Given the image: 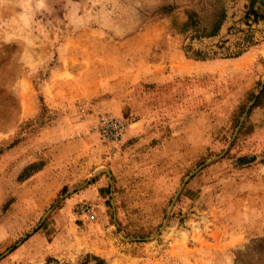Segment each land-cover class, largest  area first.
<instances>
[{"label": "rangeland", "instance_id": "374dc122", "mask_svg": "<svg viewBox=\"0 0 264 264\" xmlns=\"http://www.w3.org/2000/svg\"><path fill=\"white\" fill-rule=\"evenodd\" d=\"M255 1L0 0V264H34L31 246L51 251L38 264H264V225L254 213L242 216L244 198L264 197V170L244 171L264 155V142L253 137H264V0L253 8ZM154 25L150 38H163L160 49L173 46L176 62L190 63L172 81L175 95H141L151 106L175 103L173 117L141 105L115 112L105 105L108 94L88 99L80 92L77 83L91 79L69 76L78 67L69 57L93 48L62 47L65 39L85 32L95 43L103 82L118 67L138 64L135 47L132 57L120 56L124 42ZM85 103L129 121L121 142L100 139L94 121L80 115ZM53 126L69 141L95 138L94 155L70 169L61 188L32 179L46 164L42 138ZM173 136L180 140H168ZM100 167L114 171L118 197L70 204L73 194L91 190ZM244 174L257 189L243 191ZM81 203L94 206L95 220L76 215ZM38 233L45 235L34 238ZM98 244L108 251L102 258L93 250Z\"/></svg>", "mask_w": 264, "mask_h": 264}, {"label": "crops", "instance_id": "0c3cea01", "mask_svg": "<svg viewBox=\"0 0 264 264\" xmlns=\"http://www.w3.org/2000/svg\"><path fill=\"white\" fill-rule=\"evenodd\" d=\"M156 26L159 27L160 25H154V26L147 27L141 34L135 37L128 38L124 42V47H122V49H125V52L120 56L124 58L132 57L134 55L132 54L134 51L133 47H135L136 48L135 51H137L138 53L137 55L135 54L134 57H135V62L138 64H135V65L133 64L132 66L123 65V66L118 67L117 70L114 71L112 75L110 74L112 78L107 77L109 78L108 81H103V82L97 81L98 80L97 78L101 77L100 76L101 71H99L98 68L96 67L95 60L99 58L98 62H101V59H100L101 57H97L95 43H92V41L86 40L84 38L86 35L84 34L85 32L78 34L76 38L71 37V38L65 39L64 43L62 44V47L63 46L65 47V45L75 46L77 48V51L78 49H83V51H85L87 46L89 50H91V47L93 48L91 54L90 53L85 54L84 52L81 58H79L77 55L75 58H72V56H70L71 58L69 57V61H68V57H67L68 62L76 61L77 66H78L76 67V70L74 71L67 70V72H69V76H72V77L74 76L78 80L82 78L91 79L90 81L83 82L82 84L77 83V87L80 89V92H84L86 95L88 94V97H86L88 99L90 98V95H92L93 97L94 96L102 97V95L108 94V96L106 97L107 99L104 100L106 101L105 105L107 104L106 106L109 107L111 110H114L115 112H119L122 109V107L126 105H129L132 109H135V110L136 108H139L141 105L142 110L145 109V106L148 107V109L153 108V110L162 109L163 111L168 112V115L170 117H173L171 116L172 115L171 110L176 109L175 103L170 105V104H167L168 102L162 104L159 101L156 103V105L151 106L150 102H147L141 96L142 94H151V93L152 94L170 93V91H172L171 93L172 95H175L176 88L174 85H171V84H174L172 81L173 80L175 81L176 78L179 75H181V73L184 74V73L189 72V71H184V70L186 68H189L190 63H186L182 65L179 62H176L174 58L175 52H174L173 46L167 47V50H162L160 48L164 46L162 43L163 38L162 37L150 38V36L153 34V28ZM94 32L95 31H92L93 34ZM115 47L117 46L115 45L114 48ZM131 47L132 49H130ZM160 50H161V54H159ZM112 58L104 57V59L102 60L104 62H109L113 60ZM64 59L62 60L63 64L59 66L62 74L66 72V70L64 69L67 63H65ZM114 74L116 76H114ZM111 79H115V81L111 82L110 81ZM58 82L60 84L59 87L63 89L62 87L63 86L65 87V82L63 80L58 81ZM104 82L105 84H103ZM144 82H146V84H149V86L150 85L152 86L155 84L158 87H156L155 89L148 88L149 90L145 91L147 88L143 87V86H146L145 84H142ZM111 83H115L114 85L116 87L113 88ZM53 88H55L54 85H53ZM52 93H53V97L55 98L56 97L58 98L60 95L56 91L55 92L53 91ZM52 104L53 103L51 104L49 103L48 107L53 110L56 107H54V104L53 105ZM39 114L40 112H37L36 116H39ZM145 118L151 119L147 115L145 116ZM154 120L155 119L151 120L150 123L148 122V124H152ZM47 131H48L47 133L43 134V138H42V140H44L46 144V147L48 148L46 150V155H45L47 158L46 164L39 171H36L34 173V176L32 177V179L37 180V181L47 180L54 184L56 183L58 187L60 186L61 188L62 185H64V183L68 184L69 182V179L65 180V178L67 177L69 173V170L74 168L75 166L78 167V165L82 166L84 161H87L86 160L87 158H90L91 155H94V151L91 148L90 142L91 141L93 142L95 138H93V136L91 135L88 136L86 134H83L79 136L78 138H74L69 141L67 140L66 137H64L65 133H64V129L62 128V126H53L52 128H49ZM253 137L255 138L254 139L255 141L264 142V137L260 135L255 134V136ZM168 140L177 142L180 140V136L178 137L173 136L172 138H169ZM259 152L260 153L258 156L257 155L256 157L255 155L253 156L254 161L249 163L248 166L245 167L246 169H244V171L247 172L248 170L251 169V167H252L253 172H256L258 169H260L261 172L264 170V161L260 162L262 156L264 155H261L262 154L261 151ZM97 164H100V162L98 161ZM100 169L101 167L94 169V171L96 170V178L92 180L91 190L86 193H82L80 196L77 193L73 194L76 197L74 196V198L70 200V204H73L74 202L78 200H83L86 197L87 198L93 197L94 199L100 200L101 203H104L105 200L109 196L118 197L119 194L115 190L116 185H114L116 183L114 179V176H115L114 171L112 172L110 171V169L101 171ZM103 174L107 175L108 179H105V175ZM248 174H250V171ZM262 175L263 176L262 178L260 177V180H261V183L264 184V174ZM49 176L51 177L49 178ZM97 177H99V180L95 181ZM77 180H79V178H76V180L71 179L72 182L73 181L75 182ZM256 183L257 182L255 179L253 178L248 179L247 174L243 176V179L241 180L243 191H247V190L249 191V189H246V188H251V184H254L252 185V188L257 189ZM88 185L90 186L89 183ZM83 187L84 185H81V186H76L73 189L79 191L80 189H83ZM249 192H252V191L250 190ZM248 196H251V195L248 194ZM236 197L240 199L241 195H237ZM260 198H255L250 201L244 198L245 201H247V203H245V205L243 206H244V209H247V210H246V213H243L242 216L244 217V216H247V214L254 213L255 217L258 218V222L264 225V197H262L261 199ZM259 215H261L260 218L258 217ZM55 218L59 220L60 215H57ZM255 221H257V219H255ZM254 226L261 228L260 225H257V224H255ZM262 228L264 231V227ZM44 235H45L44 233H38L34 238L36 239L42 238ZM29 248L30 249L32 248L31 253L34 254V264H38L37 262L41 263L46 258V256H48L49 252H51V251L48 252L47 247L38 249V248H33L31 246ZM28 249H25V251L26 250L28 251ZM23 250L24 249H20L19 251H17L18 252L17 255L19 253L23 254L24 253ZM93 250L95 254L100 256V258H102L101 257L102 254H105L108 252L102 249L100 244L97 245V248L95 249L93 248ZM93 250H90V251H93ZM31 258H33V256Z\"/></svg>", "mask_w": 264, "mask_h": 264}, {"label": "built area", "instance_id": "2783aa9c", "mask_svg": "<svg viewBox=\"0 0 264 264\" xmlns=\"http://www.w3.org/2000/svg\"><path fill=\"white\" fill-rule=\"evenodd\" d=\"M79 110L83 120L87 122L94 121L93 127L103 142L119 143L123 140L130 125L129 121L115 117L109 113H95L90 103L81 105ZM94 210L93 205L81 203L76 207L75 213L81 218L95 220Z\"/></svg>", "mask_w": 264, "mask_h": 264}, {"label": "trees", "instance_id": "16d2710c", "mask_svg": "<svg viewBox=\"0 0 264 264\" xmlns=\"http://www.w3.org/2000/svg\"><path fill=\"white\" fill-rule=\"evenodd\" d=\"M257 1V0H256ZM256 1L254 2V4L256 3ZM257 4H258V2L256 3V5H252L253 6V8H255L256 6H257ZM247 50H244V51H242V52H240V53H238V54H236L235 56H234V58H238V57H240L243 53H245ZM193 60H208V59H205V58H200V57H193L192 58ZM44 108V107H43ZM47 110V109H46ZM40 115V114H39ZM254 161V158L253 159H249V161L247 162V163H251V162H253ZM97 262L99 263V264H102L101 263V261H100V259H97Z\"/></svg>", "mask_w": 264, "mask_h": 264}, {"label": "water", "instance_id": "95a60500", "mask_svg": "<svg viewBox=\"0 0 264 264\" xmlns=\"http://www.w3.org/2000/svg\"><path fill=\"white\" fill-rule=\"evenodd\" d=\"M256 100V99H255ZM255 102V101H254ZM253 102V103H254ZM253 105V104H252ZM251 107H249L248 108V110H247V112L245 113V115H244V117L242 118V121H241V124L243 123V121H244V119H245V117H246V115H247V113H248V111H249V109H250ZM201 169V168H200ZM198 171V170H197ZM197 171H195L190 177H192V176H194V174L197 172ZM179 195V194H178Z\"/></svg>", "mask_w": 264, "mask_h": 264}]
</instances>
